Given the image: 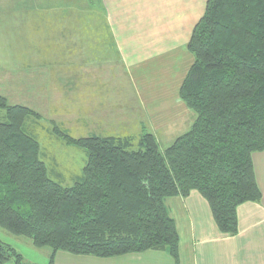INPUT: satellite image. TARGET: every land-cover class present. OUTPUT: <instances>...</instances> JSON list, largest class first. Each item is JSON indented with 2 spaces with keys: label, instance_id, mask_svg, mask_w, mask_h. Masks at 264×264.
<instances>
[{
  "label": "trees",
  "instance_id": "16d2710c",
  "mask_svg": "<svg viewBox=\"0 0 264 264\" xmlns=\"http://www.w3.org/2000/svg\"><path fill=\"white\" fill-rule=\"evenodd\" d=\"M195 58L180 97L196 115L190 131L165 151L152 134L75 139L84 180L50 179L38 140L25 133L24 106L0 96V227L36 248L114 258L165 251L181 264L180 237L166 202L197 191L220 232L238 234V208L262 198L252 157L264 151V0H209L188 46ZM28 264L0 241V264Z\"/></svg>",
  "mask_w": 264,
  "mask_h": 264
},
{
  "label": "crops",
  "instance_id": "0c3cea01",
  "mask_svg": "<svg viewBox=\"0 0 264 264\" xmlns=\"http://www.w3.org/2000/svg\"><path fill=\"white\" fill-rule=\"evenodd\" d=\"M208 1L95 0L96 7H92L94 3L91 2L89 12L91 24L96 21L102 23L100 29L91 28L93 33L91 37L95 34L98 37H102V34L107 35L106 40L101 39L96 44L98 50L95 51L106 53L105 47L110 46L116 58H107L100 66L97 61L90 62L89 58H85L91 68L90 77H85V80L79 77L81 80L78 85L90 81L91 85L98 86L99 94L91 95L90 100L95 102L91 104L90 110L82 109L85 117L81 118L85 119L84 124L93 129L104 130L107 116L102 118V115L107 109L114 115L112 105H108L111 103L109 96L115 91V86L125 85L127 90L122 89L120 103L115 110L118 117V120H115L123 123L117 126L120 137L118 135L108 137L133 138L137 143L148 133L157 139L160 146V143L171 140L176 129L181 126L189 127V122H192L193 118H185L186 115L189 116V108L182 101L180 90L195 62L188 46L194 29L205 15ZM62 3L65 5L63 8L52 6ZM26 5L31 10L30 35L56 36L58 33H62V36L67 35L66 30L63 32L58 30L51 21L63 22L70 17L55 16V12L53 15L51 12L55 9L66 11L71 7L69 2L30 0ZM75 11L77 12V9ZM76 12L71 16L74 15L79 26L85 28L87 18L84 20L82 13ZM75 26L78 28L77 24ZM36 29L39 32L35 33ZM100 43L105 46H102L103 50ZM83 47L81 52L89 50L86 43ZM116 60L122 78L115 75ZM101 68L108 69L112 75L99 76L98 71ZM130 99H133L134 104L129 103ZM97 102L108 103L98 107ZM95 134L98 132L95 131ZM252 161L262 198L258 202L245 203L238 208L236 236L228 237L220 232L208 202L197 191L186 198L176 197L167 200L166 204L176 222L180 237L181 264H264V151L255 153ZM54 264H175V262L169 253L151 250L106 259L58 252Z\"/></svg>",
  "mask_w": 264,
  "mask_h": 264
},
{
  "label": "rangeland",
  "instance_id": "374dc122",
  "mask_svg": "<svg viewBox=\"0 0 264 264\" xmlns=\"http://www.w3.org/2000/svg\"><path fill=\"white\" fill-rule=\"evenodd\" d=\"M28 1L30 2V0H0V96L6 98L12 106L28 107L41 116L42 119L39 120L34 117L27 120L25 133L36 138L40 143L41 160L47 166L50 179L63 187L70 188L84 180V168L88 163V154L80 147L67 145L59 140L52 133V127L59 126L75 139L89 138L94 135L102 138L120 137L118 133L120 130H117V126L123 123L116 121L118 117H116L115 110L119 106L122 89L127 90V86H115V91L110 94L111 103L108 105H112L114 115L108 109L102 115V118L107 116L104 130L93 129L85 125V119L81 118L85 117L82 109L90 110L91 104L95 102L90 100L91 95L99 94L98 86L91 85L90 81L88 83L81 82L78 85L81 78L90 77L91 68L85 58H89L90 62L97 61L98 66L104 63L107 58H116V54L110 50V46L105 47L101 43L99 45L101 48L105 47L106 53L96 52L98 50L96 44L101 39L106 40L107 35L102 34V37H98L95 34L94 37H91V34L93 35L91 28L100 29L102 24L96 21L92 25L90 22V7H96L95 0H66L71 4V7L68 6L71 9L52 10V15L55 12V16L70 17L63 22L51 21L58 30L62 32L66 30L67 35L63 36L62 33H58L56 36L30 35L31 10L26 5ZM91 2L95 5H91ZM52 6L63 8L65 5L62 3ZM75 12L82 13L81 16L84 20L87 18L84 24L85 28L79 26L74 15L71 16ZM76 24L78 28H76ZM51 29L55 31L53 27ZM36 32L39 31L36 29ZM85 43L89 50L81 52ZM104 58L105 60H103ZM117 63L116 60L115 75L121 77ZM98 75L110 76L112 74L108 69L101 68ZM79 77L81 78L78 79ZM42 80H44L43 83ZM118 96L120 97L117 98ZM97 103L98 107H103L108 102ZM129 103L134 104L133 99H130ZM98 111L100 113V109ZM0 115L2 117L0 121H4L5 112L0 110ZM187 117L188 119L193 118L192 122H189V127L181 126L174 131L170 141L160 143L162 151L169 148L180 136L191 129L196 115L189 109V116L186 115L185 118ZM112 123L115 125H111ZM95 131L98 134H95ZM0 241L15 248L24 257L25 263H50L51 250L36 248L29 238L15 236L0 227Z\"/></svg>",
  "mask_w": 264,
  "mask_h": 264
}]
</instances>
